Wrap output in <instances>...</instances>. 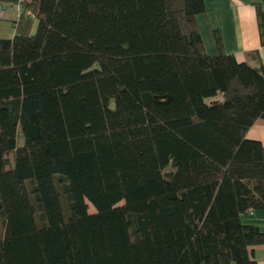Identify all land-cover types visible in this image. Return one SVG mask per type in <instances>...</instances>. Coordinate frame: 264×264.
Masks as SVG:
<instances>
[{
	"label": "trees",
	"instance_id": "16d2710c",
	"mask_svg": "<svg viewBox=\"0 0 264 264\" xmlns=\"http://www.w3.org/2000/svg\"><path fill=\"white\" fill-rule=\"evenodd\" d=\"M0 1V264H257L264 65L208 52L205 0Z\"/></svg>",
	"mask_w": 264,
	"mask_h": 264
},
{
	"label": "crops",
	"instance_id": "0c3cea01",
	"mask_svg": "<svg viewBox=\"0 0 264 264\" xmlns=\"http://www.w3.org/2000/svg\"><path fill=\"white\" fill-rule=\"evenodd\" d=\"M255 1L258 0H205L206 11L198 14L197 18L208 52L215 53L217 50L213 33V29L217 28L222 34L225 51L234 53L239 60H246L256 68L264 65V45ZM2 3L0 1V20L16 23L19 17L17 7L6 10ZM247 136L264 143V117L255 120ZM242 220L257 224L264 231V208L244 212ZM251 248L256 263L264 264V242Z\"/></svg>",
	"mask_w": 264,
	"mask_h": 264
},
{
	"label": "rangeland",
	"instance_id": "374dc122",
	"mask_svg": "<svg viewBox=\"0 0 264 264\" xmlns=\"http://www.w3.org/2000/svg\"><path fill=\"white\" fill-rule=\"evenodd\" d=\"M18 9V8H17ZM19 10V9H18ZM20 13V11H19ZM34 19V24H33V28L32 30L35 31L37 28V24H38V18L37 17H33ZM15 23L11 20H0V35L1 36H13L16 32V27L14 25ZM18 142L20 144H22L24 142L23 137L18 138ZM174 169L171 165H168L167 167L164 168V171H170ZM53 182H54V178H50ZM19 190L20 192L24 195V205H25V209H26V213L30 222V225L34 228L37 226V224H39V220L37 219V216H35L32 207H31V196L29 193V182L28 181H23L19 184ZM60 207H61V211L62 213L65 214L68 213V205H67V201L65 199V197L63 196V199L60 201ZM89 209L90 211H95L96 208L94 207V205L92 203L89 202ZM3 220L0 217V237L3 236Z\"/></svg>",
	"mask_w": 264,
	"mask_h": 264
},
{
	"label": "built area",
	"instance_id": "2783aa9c",
	"mask_svg": "<svg viewBox=\"0 0 264 264\" xmlns=\"http://www.w3.org/2000/svg\"><path fill=\"white\" fill-rule=\"evenodd\" d=\"M14 5H15V7H17L19 9V11H21L23 8L22 2H19V3L14 4ZM14 5L11 2H3L2 3L3 9H6V10L12 8V6H14ZM28 12L32 14L31 10H28ZM32 16H34V15L32 14Z\"/></svg>",
	"mask_w": 264,
	"mask_h": 264
}]
</instances>
